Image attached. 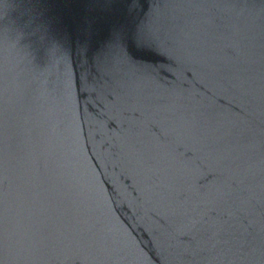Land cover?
Listing matches in <instances>:
<instances>
[{"label":"water","instance_id":"obj_1","mask_svg":"<svg viewBox=\"0 0 264 264\" xmlns=\"http://www.w3.org/2000/svg\"><path fill=\"white\" fill-rule=\"evenodd\" d=\"M0 264H264V0H0Z\"/></svg>","mask_w":264,"mask_h":264}]
</instances>
